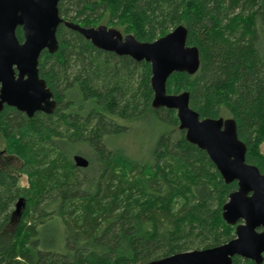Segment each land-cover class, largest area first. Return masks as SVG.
<instances>
[{
    "label": "trees",
    "instance_id": "obj_1",
    "mask_svg": "<svg viewBox=\"0 0 264 264\" xmlns=\"http://www.w3.org/2000/svg\"><path fill=\"white\" fill-rule=\"evenodd\" d=\"M58 14L139 42L183 26L199 69L172 74L167 94L188 92L201 119H233L246 163L264 174V0H61ZM16 36L22 42L20 28ZM56 38V53L38 60L53 113L0 112L3 152L27 180L19 189L17 176L0 168V264H147L232 240L222 207L236 183L226 185L186 142L175 111L152 108L150 65L99 50L63 25ZM131 131L140 142L135 158L118 145ZM75 155L88 166L77 168Z\"/></svg>",
    "mask_w": 264,
    "mask_h": 264
},
{
    "label": "water",
    "instance_id": "obj_2",
    "mask_svg": "<svg viewBox=\"0 0 264 264\" xmlns=\"http://www.w3.org/2000/svg\"><path fill=\"white\" fill-rule=\"evenodd\" d=\"M60 1L0 0V112L6 106L28 118L35 113H53L56 102L39 77L38 60L44 51L56 53V32L60 25L77 32L99 50L149 64L152 108L175 111L178 129L184 132L186 142L205 152L224 183H236V189L222 207L223 221L235 228L232 240L218 247L178 253L147 264H232L235 257L262 264L264 174L246 163V147L237 137L235 121L201 119L189 107L188 92H166L172 74L194 75L199 69L198 50L186 44L187 30L177 26L153 42H139L114 28L103 25L84 28L63 20L58 14ZM19 28L22 42L16 36ZM72 160L77 168L88 166V161L80 155ZM17 203H22L23 210V199Z\"/></svg>",
    "mask_w": 264,
    "mask_h": 264
},
{
    "label": "rangeland",
    "instance_id": "obj_3",
    "mask_svg": "<svg viewBox=\"0 0 264 264\" xmlns=\"http://www.w3.org/2000/svg\"><path fill=\"white\" fill-rule=\"evenodd\" d=\"M99 25L106 26L104 23H101ZM106 27L117 29L114 26H106ZM139 144L140 142L138 138V133L136 131H134V133L131 131L125 139L120 140L118 143V145L123 147V149L126 151L125 153H128L131 157H134V158L138 157L139 153L141 152ZM3 148H4V145L0 139V168L5 169L6 171L13 173L17 176L19 189L26 187L27 186L26 177L24 175H20L17 173V170L20 166V162L15 157L7 156L3 152ZM258 149L261 155L264 156V141L260 144ZM21 210H22V203H17L13 209V212L11 213L10 224L8 228L6 229V231L3 233V237L5 239H9L12 236L15 224L17 222V219L19 217Z\"/></svg>",
    "mask_w": 264,
    "mask_h": 264
}]
</instances>
